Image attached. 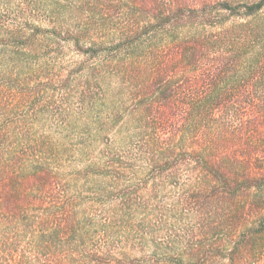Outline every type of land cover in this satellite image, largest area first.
I'll return each instance as SVG.
<instances>
[{"label": "rangeland", "instance_id": "1", "mask_svg": "<svg viewBox=\"0 0 264 264\" xmlns=\"http://www.w3.org/2000/svg\"><path fill=\"white\" fill-rule=\"evenodd\" d=\"M258 1L0 0V264H264V187L178 151L262 172ZM209 91L218 136L181 142Z\"/></svg>", "mask_w": 264, "mask_h": 264}, {"label": "trees", "instance_id": "2", "mask_svg": "<svg viewBox=\"0 0 264 264\" xmlns=\"http://www.w3.org/2000/svg\"><path fill=\"white\" fill-rule=\"evenodd\" d=\"M263 6H264V0H259L258 2L251 3V4H244L243 6L245 10L244 16L246 17L253 16ZM222 7L225 9H229L230 5L229 3L225 2L222 4ZM169 20L170 18L167 17L163 21L168 22ZM259 32H260V29L252 25H248L244 29L245 35L250 38V43H253L257 39H259ZM262 62H264V60L261 57L260 53L252 56V58L247 62V67H246L247 71L249 73L253 72L256 75L257 79L263 78L262 72H264V64ZM257 73H259L260 77L259 75H257ZM247 84L251 85L248 81H247ZM263 86H264V83H263ZM172 95H173V92L171 88L169 87L163 90L159 94V100L161 102L163 101L162 104L169 106L170 101H172ZM218 95L219 94H216L215 92L209 91V93L205 96V98H203V100L199 101L198 103L192 105V103L189 104V102H187L189 104L188 105L189 107L185 113L184 120L181 122V126H182L180 130L181 131V134H180L181 142H184V139L189 135H192L195 137L197 132L199 133V136L196 139L200 142L203 141L206 144L208 143L209 139H215L213 135L218 136V134H208L209 132L199 131L197 126L192 124L193 121H196L201 124L205 120L211 119V115L213 113L212 105L215 104L216 102L215 100L217 99ZM245 99L246 100H244V102L247 104H250L248 103L250 102V100H248L249 98H245ZM169 112L171 113V110ZM171 116L175 118L176 114L171 113ZM189 122H191V124ZM181 149L182 148H179L178 151L182 153H185V152L189 153V155L194 156L196 159L198 158L199 160L200 159L203 160V165H201V169H203L205 174H208L210 177L215 178V179L217 177L215 184H218L225 188L234 187V188H230L232 192H235L236 190L242 189V188L249 189L252 187H264V165H262V167L260 166V168H262L261 170L262 172H260V174H258L257 177L250 175V176L245 177L242 180H238L236 177H226L225 175L226 174H237L235 170H238L241 167L239 165L238 166L232 165L228 162L211 161L208 158V156L210 157L214 156V152H215L214 149H212V151L210 152H209V149L206 148V146H203V147L201 146V148H199V151L197 152H195L194 150L187 152L186 150H181ZM244 169L245 168H243V170ZM235 253H236V249H234L232 255H234ZM232 261H233V257H231V262Z\"/></svg>", "mask_w": 264, "mask_h": 264}]
</instances>
